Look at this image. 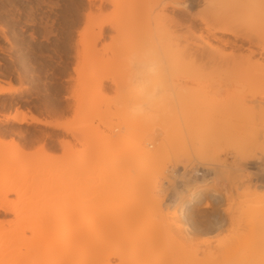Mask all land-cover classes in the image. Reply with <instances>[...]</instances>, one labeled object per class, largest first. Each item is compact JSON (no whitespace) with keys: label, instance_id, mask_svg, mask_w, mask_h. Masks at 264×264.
I'll return each instance as SVG.
<instances>
[{"label":"bare ground","instance_id":"6f19581e","mask_svg":"<svg viewBox=\"0 0 264 264\" xmlns=\"http://www.w3.org/2000/svg\"><path fill=\"white\" fill-rule=\"evenodd\" d=\"M170 1L194 9L193 2ZM200 2L197 33L178 31L153 52L144 39L119 44L139 50L132 74L114 80L112 117L119 119L106 134L81 135L79 152L61 158L66 185L47 192L68 202L36 220L34 205L22 204L35 188L0 184V264H85L77 256L87 247L89 264H264V0ZM104 25L91 29L92 47ZM226 37L245 40L246 54H234ZM217 61L227 89L217 95L216 82L209 96L204 75L218 70ZM153 62L162 64L156 76ZM206 63L217 68L204 81ZM161 78L171 99L159 119L131 118L135 85ZM19 91L8 84L0 96ZM3 121L59 127L19 109ZM3 150L8 160L23 152L0 138V159Z\"/></svg>","mask_w":264,"mask_h":264},{"label":"rangeland","instance_id":"374dc122","mask_svg":"<svg viewBox=\"0 0 264 264\" xmlns=\"http://www.w3.org/2000/svg\"><path fill=\"white\" fill-rule=\"evenodd\" d=\"M176 1L193 2L194 9L187 12L170 0H102V3L99 0H0V79L20 88L12 96L0 97V114L15 108L59 122V127H43L0 120V138L12 140L23 149L11 160L7 159L9 151H2L5 157L0 159V184L35 188L34 194L29 191L22 202L34 205L33 219L70 200L65 195L59 198L47 195L52 187L66 185L61 158L79 152L83 147L81 135L96 130L106 134L112 129V121L119 119L112 117L114 80L132 74L133 61L139 52L133 47L120 48L119 44L128 39H144L153 52L171 43L178 31L186 28L194 33L199 31L194 15L200 0ZM101 22L106 25L92 47L91 32ZM225 39L234 41L231 37ZM234 43L237 46L234 54H246L245 40ZM222 51L226 59L231 48L226 46ZM258 57L255 54L252 59ZM211 63L220 71L218 61ZM207 64L210 63L205 67ZM212 64V69H216ZM211 66L207 70L202 67L205 72L200 71L201 79ZM218 70L209 71L210 76L207 72L204 76L212 80L205 81L203 76L204 84L208 89L210 85L214 89L221 84L216 94L225 95L222 90L227 89V74L224 68L220 73ZM213 73L220 74L217 75L220 81ZM213 79L215 84H211ZM213 89L207 90L209 96L214 94L210 92ZM219 98L218 103L222 100ZM70 230L68 221L63 234ZM30 234L25 232V236ZM56 236L48 238L40 250L46 252ZM90 256L87 247L77 259L89 264Z\"/></svg>","mask_w":264,"mask_h":264},{"label":"clouds","instance_id":"9594fccd","mask_svg":"<svg viewBox=\"0 0 264 264\" xmlns=\"http://www.w3.org/2000/svg\"><path fill=\"white\" fill-rule=\"evenodd\" d=\"M161 67V63L153 62L149 71L156 76L160 73ZM135 92L139 100L127 108L128 115L133 119L158 120L161 110L171 99L162 78L138 82L135 85Z\"/></svg>","mask_w":264,"mask_h":264},{"label":"crops","instance_id":"0c3cea01","mask_svg":"<svg viewBox=\"0 0 264 264\" xmlns=\"http://www.w3.org/2000/svg\"><path fill=\"white\" fill-rule=\"evenodd\" d=\"M8 84H10V82L8 81V80H4V79H0V87L2 86V87H7L8 86ZM11 85H14V86H18L17 84H11ZM6 96H12V95H6ZM0 97H3V96H0ZM5 97V96H4ZM14 110H15V108H13L11 111H9V112H6V113H1L0 115H1V120L5 117V116H7V115H12L13 113H14ZM24 112H26V111H24ZM28 112V111H27ZM29 113H31L32 115H34L36 118H38V119H41V120H47V121H55V120H51L50 119V117H48V116H44V115H42V114H39V113H36V112H29ZM44 127V126H43Z\"/></svg>","mask_w":264,"mask_h":264}]
</instances>
